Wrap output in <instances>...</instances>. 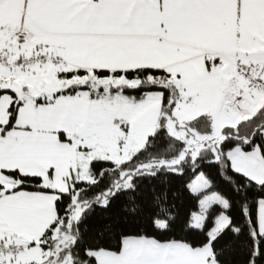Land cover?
<instances>
[{
	"label": "crops",
	"instance_id": "obj_1",
	"mask_svg": "<svg viewBox=\"0 0 264 264\" xmlns=\"http://www.w3.org/2000/svg\"><path fill=\"white\" fill-rule=\"evenodd\" d=\"M85 1L91 0H0V58L11 55L25 59L43 54L60 58L58 63L29 65L28 70L0 67V85L20 87L32 95L40 93L32 89H38L41 84L48 89L60 87L62 91L87 81L99 85L92 89L95 97L87 90L75 95L61 92L53 98H44L43 104L29 97L22 100L23 106L27 98L31 99L33 102L29 105H34L42 114L29 119L31 124L16 122L7 132L0 128V186L5 191L20 185L6 172L40 178L46 188L62 192L70 189L71 181L89 182L90 164L98 159L93 152L94 144L85 138L86 127L101 124L103 109L111 101V120L115 125L130 118L128 106L132 111L134 106H139L148 112L150 105H144L147 97L157 99L153 107L160 112L157 120L163 119V94L146 93L136 98L121 91L104 90L106 86L133 84L124 78L98 79L92 75L94 71H165L173 76V84L180 90L173 112L181 111L182 104L191 100L186 106L190 113L184 115L195 113L193 120L209 115L213 125L220 119L235 118L237 126L264 105V90L252 85L236 69L238 62L259 63L264 81V41H260L264 38L261 37L264 0H113L108 5L111 21L102 25H89L80 18L58 17L50 26H45L37 17L78 12L91 5ZM98 3L95 0L94 5ZM19 31L25 34L24 39L15 36ZM78 70L91 74L72 79L59 77L61 73ZM237 99L240 104L235 106ZM15 101L11 95L0 98L8 110ZM176 117L179 122V116ZM8 123L0 120V126ZM60 133L65 134L67 141L61 139ZM231 153L235 170L256 183H264V170L262 175L252 178V170H245L239 164L243 152ZM57 199L56 194L44 192L2 194L0 250L5 246H20L17 240L26 246L35 243L32 249L39 250L40 240L57 219ZM213 204L227 208L223 201ZM222 217L221 214L210 232L211 240L229 225V219ZM191 225L202 229L205 223L194 225L192 217ZM91 254L97 257V264H120L121 261L120 256L107 252ZM40 257L41 254L38 260ZM125 258L130 264H218L209 245L195 249L184 243H159L147 238H141L135 253Z\"/></svg>",
	"mask_w": 264,
	"mask_h": 264
},
{
	"label": "trees",
	"instance_id": "obj_2",
	"mask_svg": "<svg viewBox=\"0 0 264 264\" xmlns=\"http://www.w3.org/2000/svg\"><path fill=\"white\" fill-rule=\"evenodd\" d=\"M89 74L78 70L61 73L59 77L72 79ZM92 75L98 79L124 78L133 84L109 87L111 92L121 91L136 98L146 93H162L163 115L172 114L180 98V90L173 84V76L162 70L140 69L114 73L94 71ZM95 83L87 81L64 89L62 93L75 95L79 91H92ZM94 93L91 92V97L96 96ZM3 95L0 93V98ZM35 101L37 104L45 102L44 99ZM21 105L19 101L11 105L9 123L0 126L3 132L15 127ZM188 125L206 135L213 133V121L209 115L200 116ZM223 133L225 137L220 144L219 161L209 162L212 155L207 151L195 168L188 157L180 166L181 174L162 169L154 175L134 176L133 187L128 190H123L121 186L124 173L142 161L177 157L184 150V143L171 136L166 129H160L130 162L118 164L108 160L92 161L89 169L93 182L71 181L70 189L66 192L46 188L40 178L6 172L20 185L12 191H5L0 186V196L17 191L53 193L58 196L57 219L39 242L41 248L51 249V255L41 264H65L69 257L72 264H93L85 255L86 250L92 255L93 252H99L97 249L103 244L119 253L121 232H130L159 243H184L195 249L209 245L218 264H250V255L254 251H264L261 248L264 245V233L259 232V205L256 203L264 197V184L256 183L236 171L228 154L237 148L249 152L259 144L264 158V105L251 118L236 127H226ZM60 137L67 141L64 133H60ZM198 173H203L211 183L212 190L228 201L226 209L214 206L210 210L202 229L191 225L193 215L199 211V197L190 191L189 184ZM130 197H134V200ZM105 202L108 203L107 210L101 207ZM134 203L139 205L137 213L125 217L122 208L125 205L131 207ZM223 213L227 215L229 225L211 240L210 232ZM105 218L113 221L114 230L101 237L98 226ZM159 220L167 221L166 229L157 226ZM126 221L135 227H128ZM255 264H264V255H259Z\"/></svg>",
	"mask_w": 264,
	"mask_h": 264
},
{
	"label": "rangeland",
	"instance_id": "obj_3",
	"mask_svg": "<svg viewBox=\"0 0 264 264\" xmlns=\"http://www.w3.org/2000/svg\"><path fill=\"white\" fill-rule=\"evenodd\" d=\"M87 2L91 3V5L79 9L78 12H72L66 15L63 14L62 16H59L57 14H41L37 17H39V20L45 26H50L53 22H55V20L58 19V17H61L62 19H64L65 17L70 19L80 18V20H83L89 25H102L111 21L112 12L111 9H109V6L97 7L96 5H94L93 0H91L90 2L85 1V3ZM48 10H50V8H48L46 12H49ZM261 37H264L263 33H261ZM260 41L263 42L264 38H262V40ZM23 67H26V70L30 68V66ZM37 79L40 78L37 77ZM94 86L98 88L99 85L95 84ZM45 87H47L45 86V84H41L38 89L33 88L32 92L38 91L41 93L48 89ZM62 87H66V85L62 84ZM108 88L109 86L105 87V89ZM202 92L205 93L204 91ZM48 98L53 97L48 96ZM147 98V103H145L144 105H150V110L148 112H143L139 109V106H134V109L132 111L129 110L130 107L128 106V113H130V118H125L126 120L120 122L118 125H115L113 124V120H111V118H113V101H111L108 105L109 107L103 109L102 118L100 119L101 124H95L86 127L87 136H85V138L86 140H89L90 143L94 144L93 152L95 154L96 159L111 160L118 164L130 162L134 158V156H136L147 146L150 137L154 136L160 129L163 128L166 129L171 136L181 140L184 143V150L177 157H174L172 159L142 161L134 169L124 173L122 175L123 181L121 184L123 190H128L133 187L134 176H142L148 174L154 175L162 169L181 174L182 169L180 168V166L183 161H185L188 157H190L194 167L196 168L198 165L197 162L200 158L203 157L204 153L207 151L210 152L212 155L209 162L219 161V148L221 142L225 137L223 131L227 126H236L235 118H232L230 120L220 119L218 122L214 123L213 133L211 135H206L196 129L189 127L188 125L190 121L193 120L194 117H196L195 113L184 115L186 113H190L187 111L188 109L186 108V106L190 104L191 100H187L186 103L182 104L181 111H177L176 113L172 111V114L163 115V119L161 121H158L157 118L160 115V112L157 109L155 110V108L153 107L157 103V99H154L155 97ZM25 101L26 105H21L18 110V115L19 113L20 115L17 116V118L19 117V121L16 122H18V124L28 125L31 124L29 119L31 120L33 118L39 117L42 112L36 110L35 107H33L34 105H29L31 104V102H33L31 99L27 98ZM257 111L254 114H256ZM181 112L183 114H181ZM175 115L179 116V122L177 121L178 117H176ZM9 119V110L6 108L5 103L0 102V120L4 121L5 123H8ZM234 151L243 152L244 157L241 158L239 164L241 168H244L245 170H252V178L258 177L257 174L262 175L261 170H264V158L260 148L258 149L257 147H254L249 152L243 151L239 148L235 149ZM228 156L231 160L233 153L230 152ZM88 181L93 182L92 177L89 176ZM189 189L194 195L199 197V211L193 215L194 225H202L206 222L210 210L215 206L213 202L216 201L218 203H221L223 201L224 206L227 205L228 207V201L224 199L219 193L212 190L211 183L203 173H198L195 176L193 181L189 184ZM222 216V218H226V220H228V217L225 213H223ZM258 220L259 232L260 234H263V201L259 203ZM221 222L222 221L220 220L219 227H221L222 225ZM157 226L160 227V229H166L167 221L159 220L157 221ZM17 241L21 243L20 246L23 248V250L17 253L16 255L6 254L0 250V264H30L31 261L35 262L34 264H41L51 255L50 248H40L39 250L41 251H39L32 249V245L26 246L23 242L19 240ZM5 247L9 248V246ZM39 252L42 256L40 257V260H38V256L40 255ZM65 264H72L70 257L68 258Z\"/></svg>",
	"mask_w": 264,
	"mask_h": 264
},
{
	"label": "snow or ice",
	"instance_id": "obj_4",
	"mask_svg": "<svg viewBox=\"0 0 264 264\" xmlns=\"http://www.w3.org/2000/svg\"><path fill=\"white\" fill-rule=\"evenodd\" d=\"M93 2L95 3V0H93ZM113 2V0H99V3L96 4L97 7H106L108 5H110ZM258 149L261 147L259 144L256 146ZM222 174H223V169H222ZM225 179H228V177H225ZM249 187L251 185H248ZM237 191H239V189H237ZM115 195V194H113ZM166 196V194H165ZM130 199L134 200V197H130ZM157 201H159V197H156ZM261 201H264V197H261L260 199H258L256 201L257 205H259V203ZM101 207L105 208V210H107L108 208V203H104L101 205ZM139 205L137 204H133L131 207H129L128 205H125L122 208V212L125 214V217L132 215L134 216L137 213V209H138ZM245 207H247V204L245 205ZM116 223L118 224L119 221L117 220ZM126 223H128V227L130 228H134L135 225L131 224L129 222L126 221ZM99 234L101 237H103L105 235L106 232H111L114 230V224L113 221L110 218H105L104 220L101 221V223L99 224ZM140 237H137L133 234L129 233H125V232H121L119 235V242H120V251L119 253H115L113 249L105 247L103 244H101V246L97 249V251L99 252H107L113 255H118L121 257V261L120 264H130V260L126 259V256H131L132 254L135 253V251L137 250V245H138V241L140 240ZM126 241H131V243L126 245ZM127 248V251H126ZM261 248L264 249V245H261ZM85 255L88 256V258L90 260L93 261V264H97V257L94 255H89V250H86ZM259 255H264V251L257 253V252H253L250 255V264H255V261L257 259V257Z\"/></svg>",
	"mask_w": 264,
	"mask_h": 264
},
{
	"label": "built area",
	"instance_id": "obj_5",
	"mask_svg": "<svg viewBox=\"0 0 264 264\" xmlns=\"http://www.w3.org/2000/svg\"><path fill=\"white\" fill-rule=\"evenodd\" d=\"M18 39L25 38V34L22 31H19L15 34ZM60 62V58L58 56H49V55H36L31 56L25 59H15L11 55L3 56L0 58V67L1 68H9V67H23L29 66L36 63H45V62ZM237 73L245 76L252 85L258 87L259 89L264 90V81L262 80L263 68L259 63H248V62H238L237 63ZM240 104V99L234 101V105L238 106ZM23 248L19 245L12 246L9 248H1V251L6 254L16 255L21 252Z\"/></svg>",
	"mask_w": 264,
	"mask_h": 264
},
{
	"label": "water",
	"instance_id": "obj_6",
	"mask_svg": "<svg viewBox=\"0 0 264 264\" xmlns=\"http://www.w3.org/2000/svg\"><path fill=\"white\" fill-rule=\"evenodd\" d=\"M62 90L60 87H56L53 89H47L39 94H27L23 91L22 88L16 86H9V85H0V93L4 95H11L14 96L17 101L22 102L25 97L33 98V99H44L48 96H56L61 94Z\"/></svg>",
	"mask_w": 264,
	"mask_h": 264
}]
</instances>
